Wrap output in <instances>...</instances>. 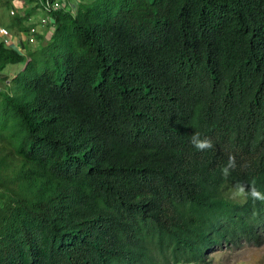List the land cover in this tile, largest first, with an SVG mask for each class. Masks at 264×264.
Masks as SVG:
<instances>
[{"label": "trees", "instance_id": "1", "mask_svg": "<svg viewBox=\"0 0 264 264\" xmlns=\"http://www.w3.org/2000/svg\"><path fill=\"white\" fill-rule=\"evenodd\" d=\"M30 1L11 33L28 31ZM51 15L44 44L0 39V71L22 64L0 88V264H208L217 245L261 244L264 0Z\"/></svg>", "mask_w": 264, "mask_h": 264}, {"label": "rangeland", "instance_id": "2", "mask_svg": "<svg viewBox=\"0 0 264 264\" xmlns=\"http://www.w3.org/2000/svg\"><path fill=\"white\" fill-rule=\"evenodd\" d=\"M33 5L34 2L30 0H10V3H7V0H0V25L5 26L9 30V27H7V23L14 14L11 12V10L15 12L17 10L23 12L27 7H31ZM39 9L41 8L39 7ZM39 9L35 7V10L31 13L30 16H34V14L36 13L39 15L41 13L39 15L40 18L42 15H44V11L42 9L40 11ZM34 20L35 19H30L29 22H35ZM48 36L49 33H44L42 37H36L34 41H27V34H24L25 38L22 41L23 45L18 42L20 41L19 39L16 41H11L7 39L6 36H3L1 34L0 39L6 38L8 40V44H11L14 47L18 48L21 52H26L27 50L33 49L39 46L40 44H44L47 41ZM21 67L22 64H7L3 68V70L0 71V88L6 87L5 78L9 77L18 69H21ZM215 248L216 249L207 253L206 261L208 262V264H264V240L261 244H254L250 242H245L240 246H234L232 244H220L217 245Z\"/></svg>", "mask_w": 264, "mask_h": 264}, {"label": "built area", "instance_id": "3", "mask_svg": "<svg viewBox=\"0 0 264 264\" xmlns=\"http://www.w3.org/2000/svg\"><path fill=\"white\" fill-rule=\"evenodd\" d=\"M40 3V8L44 11V15H42L39 20L32 22L29 25L28 31L25 32V34H27V41H34L38 34L49 33V31L51 30L50 25L53 20L51 11L60 8L69 9L70 7L74 6V4L68 2L67 0H40ZM11 12L13 13L14 11L11 10ZM0 34L6 36L7 39L11 41H14L12 33L3 25H0ZM19 36H21L19 37L20 39L25 38L24 34H19ZM3 39L7 43L8 40L6 38Z\"/></svg>", "mask_w": 264, "mask_h": 264}, {"label": "clouds", "instance_id": "4", "mask_svg": "<svg viewBox=\"0 0 264 264\" xmlns=\"http://www.w3.org/2000/svg\"><path fill=\"white\" fill-rule=\"evenodd\" d=\"M191 144L193 145L194 148L200 151H204L207 149H211L213 147L212 141L207 138H201L199 133L193 134L191 138ZM236 164H235V157L234 156H229L228 159V164L222 168V173L227 178L230 175V169H235ZM246 192V188L243 185H236V196H242ZM249 194L253 199H264V196L261 195V193L255 188L252 187L249 189Z\"/></svg>", "mask_w": 264, "mask_h": 264}, {"label": "crops", "instance_id": "5", "mask_svg": "<svg viewBox=\"0 0 264 264\" xmlns=\"http://www.w3.org/2000/svg\"><path fill=\"white\" fill-rule=\"evenodd\" d=\"M67 1H68V2H71L72 4L75 5L77 2H79V1H81V0H67ZM38 9H39V8H38ZM39 10L41 11V9H39ZM40 14H41V13H40ZM40 14H39V15H40ZM39 15L36 13V14H34V16H30V19H35L34 21H37L38 18H39ZM31 22H32V21H31ZM12 35H13V37H14V38L12 37V38L14 39V41H16V40L19 39L20 41H18V42H20V44L23 43V42H22L23 39H20V38H19V36H18L19 34H18V33H17V34L12 33ZM25 41H26V40H25ZM22 45H23V44H22Z\"/></svg>", "mask_w": 264, "mask_h": 264}]
</instances>
